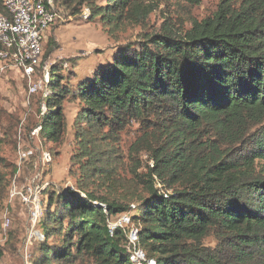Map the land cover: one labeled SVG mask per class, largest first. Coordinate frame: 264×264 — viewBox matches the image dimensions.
Here are the masks:
<instances>
[{"label":"trees","instance_id":"1","mask_svg":"<svg viewBox=\"0 0 264 264\" xmlns=\"http://www.w3.org/2000/svg\"><path fill=\"white\" fill-rule=\"evenodd\" d=\"M74 1V15L84 4L92 14L102 12L88 0L59 4ZM152 7L108 0L103 11L109 19H133ZM51 81L38 125L58 141L65 127L61 100L70 90ZM74 94L94 132L102 125L120 129L131 119L141 125L129 151L143 150L151 165L138 173L141 163L136 154L131 158L141 188L130 217L137 239L131 245L124 227H109L128 204L84 186L83 195L69 189L49 195L55 209L46 208L38 222L44 241L32 264H137L130 249L138 247L156 264H264V168L257 166L264 161V0H219L212 16L185 31L166 26L145 33L137 47H120L112 62L80 81ZM84 130L78 133L85 148L97 146ZM92 166L86 177L114 178L107 163ZM208 236L215 245L204 243Z\"/></svg>","mask_w":264,"mask_h":264},{"label":"rangeland","instance_id":"2","mask_svg":"<svg viewBox=\"0 0 264 264\" xmlns=\"http://www.w3.org/2000/svg\"><path fill=\"white\" fill-rule=\"evenodd\" d=\"M60 1L51 0L64 20L49 29L44 50L51 40V51L30 78L0 59V264H32L33 256L39 254L44 236L38 222L31 220L30 202L23 200L28 195H36L42 219L46 208L55 209V204L48 207L49 195L69 189L81 192L79 188L84 186L85 191L129 205L127 212L110 217L109 224L124 227L128 236L136 228L130 217L135 214L141 188L131 172V158L136 153L130 154L129 150L143 133L141 125L131 119L120 129L111 125H102L95 132L88 129L89 125L82 121L83 104L75 90L96 68L112 62L120 47L129 43L137 47L142 35L166 26L185 31L193 21L212 16L219 2L203 0L198 5H188L180 0H130L152 5V10L144 18L109 19L103 11L108 0H88L101 6L102 12L92 14L84 4L76 15L70 12L75 1L67 8ZM52 78L59 81L58 88L70 90L61 100L65 127L58 141L48 140L38 125L46 113ZM31 85H36V90L30 94ZM81 128L87 137L92 135L97 146L85 148L86 138L83 140L82 133H78ZM90 149L95 157L88 155ZM135 157L141 163L137 172L143 173L146 168L142 165H151L148 155L142 150ZM103 163L112 167L114 178L86 177V166L99 167ZM257 166L263 169L264 161ZM122 215L129 221H124ZM203 241L211 246L216 242L213 236Z\"/></svg>","mask_w":264,"mask_h":264},{"label":"built area","instance_id":"3","mask_svg":"<svg viewBox=\"0 0 264 264\" xmlns=\"http://www.w3.org/2000/svg\"><path fill=\"white\" fill-rule=\"evenodd\" d=\"M4 12L0 11V59L9 62L23 75L30 78L41 66L47 33L52 26L62 22L64 17L54 8L51 0H2ZM36 90V85L29 87V93ZM30 202V217L39 222L41 207L35 194L23 198ZM122 219L128 217L122 215ZM115 225L109 224L110 229ZM136 228L129 231V243L134 245L137 239ZM133 239V240H132ZM133 263L149 264L138 250H130ZM156 264V263H155Z\"/></svg>","mask_w":264,"mask_h":264},{"label":"clouds","instance_id":"4","mask_svg":"<svg viewBox=\"0 0 264 264\" xmlns=\"http://www.w3.org/2000/svg\"><path fill=\"white\" fill-rule=\"evenodd\" d=\"M138 254L143 256L145 255L144 250L138 247ZM149 264H155V261H149Z\"/></svg>","mask_w":264,"mask_h":264}]
</instances>
